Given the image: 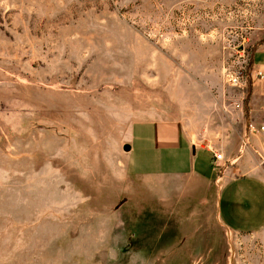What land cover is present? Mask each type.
<instances>
[{
  "label": "rangeland",
  "instance_id": "obj_1",
  "mask_svg": "<svg viewBox=\"0 0 264 264\" xmlns=\"http://www.w3.org/2000/svg\"><path fill=\"white\" fill-rule=\"evenodd\" d=\"M263 32L264 0H0V264H264V227L153 250L122 147L141 120L220 139Z\"/></svg>",
  "mask_w": 264,
  "mask_h": 264
},
{
  "label": "crops",
  "instance_id": "obj_2",
  "mask_svg": "<svg viewBox=\"0 0 264 264\" xmlns=\"http://www.w3.org/2000/svg\"><path fill=\"white\" fill-rule=\"evenodd\" d=\"M248 77L249 97L244 105L242 92L235 106L237 124L214 142L199 144L175 120L137 122L162 128L153 132L136 134L132 126L126 171L135 178L136 198H151L154 224L159 217L153 250H211L226 234L264 227V40L250 51ZM136 146L152 166L130 165ZM212 148L223 158L215 162Z\"/></svg>",
  "mask_w": 264,
  "mask_h": 264
},
{
  "label": "built area",
  "instance_id": "obj_3",
  "mask_svg": "<svg viewBox=\"0 0 264 264\" xmlns=\"http://www.w3.org/2000/svg\"><path fill=\"white\" fill-rule=\"evenodd\" d=\"M240 55H242V53H240ZM249 57H250V53L247 52V55L241 60V63L227 70L225 74L227 81L237 86L242 92H244V90L247 87L246 65L249 61ZM256 75L260 77L262 75L261 71L257 70ZM236 106H240L239 101L236 102ZM259 128L264 129V124H260ZM212 151H213V157H214L215 162L223 158V153L221 151L215 150L213 148H212Z\"/></svg>",
  "mask_w": 264,
  "mask_h": 264
},
{
  "label": "trees",
  "instance_id": "obj_4",
  "mask_svg": "<svg viewBox=\"0 0 264 264\" xmlns=\"http://www.w3.org/2000/svg\"><path fill=\"white\" fill-rule=\"evenodd\" d=\"M262 40H264V35L262 36V37H260L258 40H256L255 41V44H254V46L255 45H257L259 42H261ZM253 46V47H254ZM249 65H250V57H249V61H248V63H247V65H246V72H247V90H246V93H245V96H244V105H245V103H246V101H247V99H248V97H249V83H250V79H249V77H248V69H249Z\"/></svg>",
  "mask_w": 264,
  "mask_h": 264
},
{
  "label": "water",
  "instance_id": "obj_5",
  "mask_svg": "<svg viewBox=\"0 0 264 264\" xmlns=\"http://www.w3.org/2000/svg\"><path fill=\"white\" fill-rule=\"evenodd\" d=\"M122 147H123L124 150H129L130 149V144L125 142V143H123Z\"/></svg>",
  "mask_w": 264,
  "mask_h": 264
}]
</instances>
